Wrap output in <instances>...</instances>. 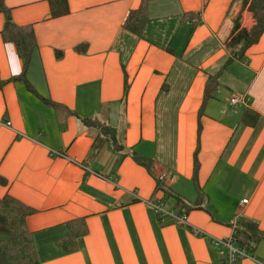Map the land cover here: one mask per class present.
<instances>
[{
	"label": "crops",
	"instance_id": "0c3cea01",
	"mask_svg": "<svg viewBox=\"0 0 264 264\" xmlns=\"http://www.w3.org/2000/svg\"><path fill=\"white\" fill-rule=\"evenodd\" d=\"M142 3L136 35L122 22ZM3 4L36 45L24 67L0 35V197L34 210L39 264H219L208 237H228L235 214L261 235L237 264H264V30L222 67L235 16L254 23L241 0H66L58 16L49 0ZM167 193L184 223L146 202Z\"/></svg>",
	"mask_w": 264,
	"mask_h": 264
},
{
	"label": "trees",
	"instance_id": "16d2710c",
	"mask_svg": "<svg viewBox=\"0 0 264 264\" xmlns=\"http://www.w3.org/2000/svg\"><path fill=\"white\" fill-rule=\"evenodd\" d=\"M50 15L58 16L67 12L66 0H49ZM241 8H245L250 12L253 18V25L248 28H242L239 24V14L235 16L232 22L230 35L226 41V50L228 57L225 60V67L231 59H241L243 54L250 45L255 43L264 30V0H241ZM0 12L3 14V24L0 30V35L4 41L12 42L17 56L22 60L25 67L28 63L30 55L35 48L34 34L31 26L16 25L9 16V10L3 4V0H0ZM145 22L144 5L140 4L136 9L129 10L122 22V27L136 35L140 34L141 28ZM83 46V44H82ZM209 81V80H208ZM212 80L206 83L204 86V97L207 99L209 95V84ZM206 88V93H205ZM54 107L55 104H52ZM249 113V112H246ZM89 124L90 122L85 121ZM105 129L111 133L112 129L105 127ZM114 143V139H112ZM115 146V143H114ZM117 147V146H115ZM196 149L192 155V182L196 188V170L197 159ZM132 160L143 166L148 170L151 165V160L145 157H139L135 154H131ZM0 184H4V180L0 178ZM171 195L175 199V203L178 204L182 200L176 196ZM201 195L198 193L197 199L192 204L184 203L188 209L198 208ZM183 203V202H182ZM34 210L22 204L20 201L11 197L10 195H3L0 197V264H39L35 256L34 245L31 238V232L26 228L25 217ZM182 213V212H180ZM185 213V212H184ZM81 220L72 222L76 226H81ZM238 243L246 248L249 253L250 245L256 242L261 235L257 232L255 224L247 219L240 218L238 220ZM62 247H72L73 242L70 234L59 242Z\"/></svg>",
	"mask_w": 264,
	"mask_h": 264
},
{
	"label": "built area",
	"instance_id": "2783aa9c",
	"mask_svg": "<svg viewBox=\"0 0 264 264\" xmlns=\"http://www.w3.org/2000/svg\"><path fill=\"white\" fill-rule=\"evenodd\" d=\"M237 101V96L234 95L229 99V102L231 104L235 103ZM156 181L158 183L163 181L162 174H159L156 176ZM245 199H241V203H245ZM148 205L153 209V211L157 214L159 218H165L166 216H172L175 218L176 222H183L185 214L179 213L177 216H173L171 213V210L168 208V205L165 203H162L159 200L155 201H146ZM240 219L238 214H235L229 224L230 227V234L228 237L225 238H215L212 236H209V242L215 249L217 250L219 254V264H237L240 260L243 258L249 257V253L246 251V248L242 246L240 243H238V220ZM191 232L195 235L202 236L204 233L200 231L199 229L191 226Z\"/></svg>",
	"mask_w": 264,
	"mask_h": 264
},
{
	"label": "rangeland",
	"instance_id": "374dc122",
	"mask_svg": "<svg viewBox=\"0 0 264 264\" xmlns=\"http://www.w3.org/2000/svg\"><path fill=\"white\" fill-rule=\"evenodd\" d=\"M163 198H162V200H161V202L162 203H165V204H167V205H169V208H173V205H174V198L173 197H171V196H168V195H165V196H162ZM174 209V208H173ZM178 208L176 207V210H177Z\"/></svg>",
	"mask_w": 264,
	"mask_h": 264
}]
</instances>
